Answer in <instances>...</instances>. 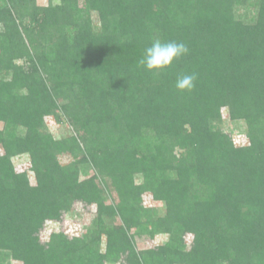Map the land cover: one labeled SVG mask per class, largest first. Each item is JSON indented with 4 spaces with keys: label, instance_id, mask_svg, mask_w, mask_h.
<instances>
[{
    "label": "trees",
    "instance_id": "trees-1",
    "mask_svg": "<svg viewBox=\"0 0 264 264\" xmlns=\"http://www.w3.org/2000/svg\"><path fill=\"white\" fill-rule=\"evenodd\" d=\"M155 40L189 52L146 71ZM223 109L247 142L223 128ZM49 117L72 134L55 137ZM79 204L95 208L94 227L44 243ZM157 235L168 239L139 247ZM10 259L264 264V0H0V264Z\"/></svg>",
    "mask_w": 264,
    "mask_h": 264
},
{
    "label": "rangeland",
    "instance_id": "rangeland-1",
    "mask_svg": "<svg viewBox=\"0 0 264 264\" xmlns=\"http://www.w3.org/2000/svg\"><path fill=\"white\" fill-rule=\"evenodd\" d=\"M60 0H38L39 6H48L49 4H58ZM91 18L94 25L99 24V18L96 15L95 11L90 12ZM222 116L223 121H225V125L223 128L226 130L227 133H232L234 136V142L236 145H241L245 142H247L245 138V130L246 125L243 122H236L232 123L229 120L228 111L223 109L222 110ZM61 117V116H60ZM47 126L49 129V132L53 134L55 137H69L72 134L71 127L69 123L64 121L63 119H57L55 120L53 117H49L47 119ZM73 161V159H64V162L70 163ZM98 162V161H96ZM14 164L16 167V170L19 173L30 171L31 164L30 159L26 156H18L14 158ZM80 172H82L81 178H90L91 177V170L89 168L86 169V167L83 169V167L80 169ZM30 177L33 179L34 174L29 172ZM137 182L142 183L143 182V175H139L136 178ZM143 203L142 206L149 209H155L156 211L159 210L160 213L163 212V204L159 202H155L152 194L150 196V193H145L143 195ZM74 210L67 214V216L64 217V219L61 222L58 223H49L46 226V229L42 231L41 233V240L46 243L49 242L51 239L52 234H58L59 232H64L71 238L74 237H80L84 231H86L87 228L92 229L94 227V217H95V208L93 207H85L81 204L75 205ZM139 242V247L142 249H151L155 250L158 248V246L163 245L168 237L166 235H157L154 238H139L137 237ZM104 248V246H101ZM7 264H22L21 262H17L14 260H6Z\"/></svg>",
    "mask_w": 264,
    "mask_h": 264
},
{
    "label": "clouds",
    "instance_id": "clouds-1",
    "mask_svg": "<svg viewBox=\"0 0 264 264\" xmlns=\"http://www.w3.org/2000/svg\"><path fill=\"white\" fill-rule=\"evenodd\" d=\"M188 52L189 48L183 42L155 40L144 49L138 63L149 72L163 71ZM196 79L195 73L178 76L175 87L181 92L191 91Z\"/></svg>",
    "mask_w": 264,
    "mask_h": 264
}]
</instances>
